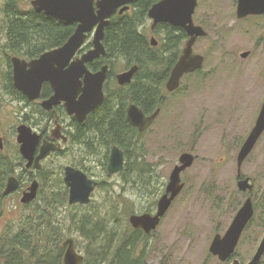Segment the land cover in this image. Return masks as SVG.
I'll return each instance as SVG.
<instances>
[{"label":"rangeland","instance_id":"374dc122","mask_svg":"<svg viewBox=\"0 0 264 264\" xmlns=\"http://www.w3.org/2000/svg\"><path fill=\"white\" fill-rule=\"evenodd\" d=\"M197 1L193 21L208 33L206 38H198L193 46V52L204 57L202 69L184 77L179 90L168 95L161 108V116L145 134L144 148L147 153L144 163L153 165L155 173L152 178L160 186L167 181L182 153L193 155L195 160L180 176L185 185L182 193L156 230L146 236L147 239L137 250L141 252L144 245L145 264H230L231 260L221 263L212 256L209 246L216 234L222 236L226 232L249 196L255 208L253 225L243 232L235 258L241 264L247 263L264 235V133L241 167L242 176L253 180V192H240L236 178L238 152L264 102V41L257 42L258 31L248 32L247 27L241 31L237 29L234 24V0ZM4 3L0 0V7H4ZM20 5L23 10H28L24 4ZM139 31L148 41L153 38L161 42L163 34L151 30L149 19L144 21ZM3 39L0 36V48L6 42ZM184 44L185 41L181 50ZM244 52H249V56L240 58L239 55ZM2 53L0 51V62ZM123 69V61L119 60L112 71L115 74ZM1 75L0 138L3 149L12 154L18 148L16 129L19 125H28L35 132L43 130V125L40 115L36 114V104L29 105L5 94ZM25 116L28 117L26 124L23 122ZM76 157V153L49 157L44 162L43 177L48 171H60L58 168L69 165ZM95 162L92 166L86 163L90 177L99 182L91 205L70 209L67 204L69 207L58 208L57 216L64 218L72 214L77 220L83 214H94L93 217L103 220L108 237L112 238L115 232L111 244L113 248L119 238L120 243L133 235L134 229L128 218L132 214L145 213L147 205L146 202L141 205L131 200L130 192L134 194L135 189L127 180L134 179L135 174L129 178H110L105 167L98 160ZM36 174L15 170L14 176L26 183L25 186L19 184L21 188L3 201L0 234L12 233L23 218L33 213L36 206L25 207L20 198L22 190L32 181L41 183ZM50 177L51 173L46 176ZM48 189L43 185L42 195ZM63 231H69L63 242L72 239L75 251L85 258L88 243L79 233L80 227H68ZM106 232H103L104 235ZM105 238H101L100 243Z\"/></svg>","mask_w":264,"mask_h":264},{"label":"water","instance_id":"95a60500","mask_svg":"<svg viewBox=\"0 0 264 264\" xmlns=\"http://www.w3.org/2000/svg\"><path fill=\"white\" fill-rule=\"evenodd\" d=\"M134 0H36L32 3L35 12H43L45 16L58 19L62 22L76 23V28L66 42L53 50L44 52L36 59L27 61L19 57L10 59L12 69V85L29 102H37L41 97L42 86L47 83L53 95L40 106L44 110H51L63 104L69 116H75L82 122L87 114L95 110L104 100L103 84L108 75V65H103L99 70L91 72L87 64L103 57L106 54L103 46L105 28L110 24L111 16L119 9V14L128 10ZM198 5L197 0H160L153 4L147 12L151 21V30L159 24H167L181 29L187 36V41L180 57L171 70L166 81V90L173 92L179 87L180 79L185 74L199 71L203 66L204 57L193 52V46L198 38L206 37L205 30L193 22V16ZM264 13V0H237V18L242 19L250 15ZM88 35H91L92 48L78 54L84 47ZM150 43L156 47L157 42L151 38ZM248 52L242 53L246 58ZM137 66L127 72L117 75V83L124 85L130 83ZM155 112L150 117H145L135 106L127 107V122L138 128L146 130L157 117ZM57 128L54 133L58 131ZM264 132V102L261 106L256 122L242 144L236 159L237 188L240 192L251 193L253 184L248 177L241 176L243 162L252 152L259 137ZM40 135L21 124L16 129V144L25 161L26 171L38 172L42 169L41 161L49 153L58 151L59 148L47 142H40ZM0 150H3L0 138ZM194 162L193 155L184 153L178 158V165L170 174L165 194L158 202L155 214H132L128 222L135 230H141L145 235H150L156 230L162 217L169 209L172 201L179 195L184 187L180 175L190 168ZM123 169V153L113 147L107 165V175L112 176ZM64 184L68 189V204L88 205L96 183L88 179L81 171L71 167L64 170ZM19 179L12 176L8 178L3 195L8 196L19 188ZM39 183L32 181L23 191L20 198L22 205L33 202L38 193ZM254 208L251 197H247L239 210L234 215L231 224L221 236L216 234L209 246V252L221 263L231 260L230 264H241L234 256L236 247L243 231L253 218ZM65 252L63 264H82L83 256L75 251L74 241L67 239L63 242ZM264 257V235L259 242L254 255L245 264H260Z\"/></svg>","mask_w":264,"mask_h":264},{"label":"trees","instance_id":"16d2710c","mask_svg":"<svg viewBox=\"0 0 264 264\" xmlns=\"http://www.w3.org/2000/svg\"><path fill=\"white\" fill-rule=\"evenodd\" d=\"M158 1L160 0H135L131 12L113 15L104 33L103 46L106 54L87 64V68L92 72L99 70L103 65H108V75L114 74L113 67L119 60L123 61L124 69L136 65L139 69L138 73L143 74L144 80L150 84L156 81L158 87L147 84L140 99L137 98L135 87L126 89L120 97L124 100L129 99L130 103L144 110L150 107L149 111L161 105L162 100L167 96L165 82L172 65L181 54V45L186 40V35L181 29L159 24L154 31L163 36L161 42L156 41L157 45L153 47L145 35L139 31L147 19L148 10ZM18 4L17 0H5L4 7H0V36L6 41L0 48V51L4 52L0 62L1 82L5 94L25 101L29 105L36 104V114L40 115L41 120L44 113L39 104L27 101L13 88L10 58L15 56L32 60L46 51L62 46L74 32L76 24L62 22L33 10H23ZM89 42L88 38L80 53L91 48L92 45ZM49 92V87L44 85L40 99L47 96ZM116 98L115 95L114 97L111 95L109 89L106 90L103 106H113L112 102L116 101ZM27 119L28 117L23 120L25 124ZM114 131L109 130L111 145H117L128 153L130 145L115 138ZM24 165L25 161L18 148L12 154H9L6 148L0 150V217L3 201L7 197L3 195L7 180L14 176L17 169H20V173L28 172ZM35 173L41 181L37 197L33 202L24 206L36 207L33 208L34 211L30 216L19 222L17 228H13L12 233L0 234V264H63L65 252L63 241L69 232L63 229L66 230L68 227L74 229L80 227L79 233L88 243L87 256L83 257L82 264H145L144 245L141 252L137 250L140 249V244L147 239V235L134 230V236H127L120 243L119 238L118 243L116 242L112 248V238L115 232L112 233V238L108 237L101 218L93 217L94 214H83L77 220L72 214L64 218L57 216L58 208L66 207L68 204V191L64 186L61 170L48 171L43 177L42 166V169ZM50 173L51 177L46 178ZM25 183L21 180L19 184L25 186ZM43 185L48 186L49 189L46 194L42 195ZM90 205L91 203L85 206L72 205L69 207L67 205V207L81 209ZM253 220L254 217L248 223L246 230L253 225ZM103 232L106 234L104 235ZM105 236L104 242L100 243V239Z\"/></svg>","mask_w":264,"mask_h":264},{"label":"flooded vegetation","instance_id":"af4514ba","mask_svg":"<svg viewBox=\"0 0 264 264\" xmlns=\"http://www.w3.org/2000/svg\"><path fill=\"white\" fill-rule=\"evenodd\" d=\"M34 1H36V0H17V2L19 3L18 4L19 7H21L20 4H24V6L28 7V10H33L32 3ZM133 3H131L129 5L128 10L125 11L124 13L131 12ZM234 8H235L234 15H235V19H236L234 21V24L237 25V29L239 31H241L247 27L248 29H246V30L248 32L252 31L254 33V31H258L257 42L264 41V13L260 14V15H250V16L244 17L242 19H238L237 14H236L237 0H234ZM36 13L43 15V12H36ZM115 14L122 15V14H119V9L113 15H115ZM172 28H174V27H172ZM154 30H152V31H154ZM233 30H234V28H233ZM207 36H208V33H207L206 37ZM206 37H204V38H206ZM88 38L90 40L89 43H91V35H88ZM186 41H187V36H186L185 43H186ZM184 46H185V44H184ZM91 48H92V46H91ZM182 50H181V53H182ZM78 54L80 55L82 53L79 52ZM241 54L239 55L240 58H242ZM249 54L250 53L248 52V56H249ZM180 55L177 57L176 62H177L178 58L180 57ZM24 60H26V59H24ZM27 61H30V60H27ZM175 63L172 65V68L174 67ZM203 63H204V61H203ZM134 66H136V65H134ZM132 67L131 66L127 67V68L123 69L120 73H115L113 75H107V79H106L105 83L103 84V93H104L103 102L95 110H93L92 112L87 114L82 122H79V120L75 116H69L66 113L63 104H60L56 107H53L51 110H48V111L41 108V106H40L41 101L48 100L53 95L51 88L49 87V85L47 83H45L44 85H47L50 89L49 94L47 96H45L44 98L39 99V101L33 102V103H38L40 108L42 109V111L44 113L43 118L40 121V123L43 125L42 126L43 130H39V132H36V133L39 134L41 137L40 142H42V141L47 142V143L53 144L55 147L59 148L58 151L49 152L43 158V160L41 161V164L43 162V168L45 167L44 162H46L49 157H53V156L59 157V156H64V155L70 154V153H72V155H74L76 153L78 155V157H76L77 159L74 158L73 162H71L69 165H64L61 168L62 179L64 178L65 168L71 167L75 170H79V171L83 172L88 177V179L93 180L97 184L95 187V190L99 187V182L94 180L92 177H90L91 175L89 174V169L86 167V163H88L89 166H92L93 164L96 163L95 161L98 160L100 165L101 166L103 165L105 167V171H106V175H107V165L109 163L111 150L113 147L119 148V150L123 153V169L115 175H112V176L107 175V176L110 178L116 177V176L129 178V176H131V174H135L134 179H132L130 181L127 180V182L133 186L132 189H135L134 194H133V192H130L131 200H133L137 203L139 202V204H141V205H143L146 202L145 204L147 206H145V213H142V214H151L152 215V214L156 213L157 207H158V202H159L160 198L165 194L170 175L168 176L167 181L164 182V185L160 186L159 184H156L153 181L152 177H154V173H155V170H153V165H151L150 163H147L148 165H146L144 163L145 156H147V153L144 151L145 134L149 131V129L153 125H155V123L157 122V120L161 116V108L165 104V100L168 97V95L173 94L179 90V88L181 87V81L184 77H187L188 75L196 74L202 68L199 71H195L193 73L183 75L182 78L180 79L178 89H176L173 92H168L166 90V87H165L166 82H165L164 87H165L167 96L165 97V99L162 100V102H161L162 104L159 103L161 105L156 106L153 109V111H149L150 107L147 108V110H144V109L140 108L139 106H137L136 104L130 103L129 99L126 98L124 100L123 98L120 97V95L126 89H132L133 87H135L136 93H137V98L140 99V98H142V94H143L145 86L147 84L152 85L154 87H158V82L155 81V82L150 84L146 80H144L143 74L138 73V71H139L138 67H137V71L133 75L130 83L124 84V85H119L117 83V79H116L117 75L122 74L124 72H127ZM172 68H171V70H172ZM171 70L169 71L168 78L170 76ZM108 71H109V67H108ZM168 78H167V80H168ZM43 86H42V88H43ZM108 89L110 90L111 95L113 97H114V95H115V97H117L116 101L112 102L113 106H108V105L103 106V103L106 99V90H108ZM141 100L144 101V99H141ZM153 103H155V102H153ZM130 105H133L137 109H139L145 117H150L155 112H158L157 117L154 119L152 124L146 130L141 132L138 130V128L131 126L127 122V107ZM121 126L123 127V129ZM57 128H59L58 131L56 133H54L57 136H54L52 132L55 131ZM109 130H111V131L115 130L114 131L115 138H117L120 142L125 143L126 145L127 144L130 145V151L128 153L125 152V150L118 147L117 145H111L112 143H111V138H110L111 136L109 134ZM33 132H35V131H33ZM263 133L261 134V136L263 135ZM261 136L259 137V139L261 138ZM259 139H258V141H259ZM108 146H109V148H108ZM184 153H182V154H184ZM177 165H178V163H176V165H174L173 169ZM173 169H172V171H173ZM251 182L253 184L252 179H251ZM63 183H64V181H63ZM124 183H126V182H124ZM128 183H126V184H128ZM181 183L184 184L183 181H181ZM106 185H108V184H106ZM64 186H65V184H64ZM26 189L27 188L23 189L22 193ZM66 189H67V187H66ZM183 189H184V187H183ZM253 189H254V184H253ZM253 189H252V192H253ZM95 190L93 191L92 195L94 194ZM182 190L179 193V195L182 193ZM67 191H68V189H67ZM251 193H249V194H251ZM108 194L110 195V191H108ZM92 195H91L90 203H92ZM176 198L172 201L170 207L173 205ZM76 206H85V205H78L77 204ZM170 207H169V209H170ZM253 208H254V204H253ZM169 209L167 210V212L169 211ZM165 214H164V216H165ZM254 215H255V208H254ZM254 215H253V217H254ZM163 217H162V219H163ZM245 230H246V228H245ZM136 231H140L141 233H143L141 230H136Z\"/></svg>","mask_w":264,"mask_h":264},{"label":"bare ground","instance_id":"6f19581e","mask_svg":"<svg viewBox=\"0 0 264 264\" xmlns=\"http://www.w3.org/2000/svg\"><path fill=\"white\" fill-rule=\"evenodd\" d=\"M28 54V53H27ZM131 246V245H130Z\"/></svg>","mask_w":264,"mask_h":264}]
</instances>
